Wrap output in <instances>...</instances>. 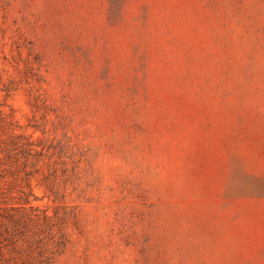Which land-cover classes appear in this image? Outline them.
Masks as SVG:
<instances>
[{
	"label": "rangeland",
	"instance_id": "rangeland-1",
	"mask_svg": "<svg viewBox=\"0 0 264 264\" xmlns=\"http://www.w3.org/2000/svg\"><path fill=\"white\" fill-rule=\"evenodd\" d=\"M0 264H264V0H0Z\"/></svg>",
	"mask_w": 264,
	"mask_h": 264
},
{
	"label": "trees",
	"instance_id": "trees-1",
	"mask_svg": "<svg viewBox=\"0 0 264 264\" xmlns=\"http://www.w3.org/2000/svg\"><path fill=\"white\" fill-rule=\"evenodd\" d=\"M6 218L3 214H0V226L3 224L2 222H4L2 219Z\"/></svg>",
	"mask_w": 264,
	"mask_h": 264
}]
</instances>
